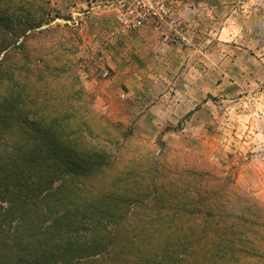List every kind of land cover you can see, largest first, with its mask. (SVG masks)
<instances>
[{
  "label": "trees",
  "instance_id": "obj_1",
  "mask_svg": "<svg viewBox=\"0 0 264 264\" xmlns=\"http://www.w3.org/2000/svg\"><path fill=\"white\" fill-rule=\"evenodd\" d=\"M59 19L0 0V264H264V202L97 112Z\"/></svg>",
  "mask_w": 264,
  "mask_h": 264
},
{
  "label": "rangeland",
  "instance_id": "obj_2",
  "mask_svg": "<svg viewBox=\"0 0 264 264\" xmlns=\"http://www.w3.org/2000/svg\"><path fill=\"white\" fill-rule=\"evenodd\" d=\"M50 1L53 15L71 20L53 24L73 26L82 39L80 74L96 95L97 112L132 127L152 146L161 138L174 149L208 157L233 171L237 183L264 202V0H217L201 27L191 28L184 19L187 44L178 47L165 36L159 39L171 53L163 61L169 58L173 64L164 78L166 68L149 70L151 61L143 62L132 35L136 31L124 33L133 37L129 41L109 38L116 32L106 21L116 17L112 0L94 6L91 0ZM119 46L113 57L109 51ZM183 51L188 55L179 54ZM185 60L193 62L194 70L179 65ZM103 68L110 72L107 79ZM96 88L102 92L99 98ZM151 108L156 114L142 117Z\"/></svg>",
  "mask_w": 264,
  "mask_h": 264
},
{
  "label": "built area",
  "instance_id": "obj_3",
  "mask_svg": "<svg viewBox=\"0 0 264 264\" xmlns=\"http://www.w3.org/2000/svg\"><path fill=\"white\" fill-rule=\"evenodd\" d=\"M99 0H91L94 6ZM189 0H112L115 7L116 20L122 33L137 31L148 26L159 30L168 28L171 32L169 39L174 45L181 47L187 44L185 21L181 15ZM94 9V8H92ZM108 69L103 68L102 77L107 79Z\"/></svg>",
  "mask_w": 264,
  "mask_h": 264
},
{
  "label": "crops",
  "instance_id": "obj_4",
  "mask_svg": "<svg viewBox=\"0 0 264 264\" xmlns=\"http://www.w3.org/2000/svg\"><path fill=\"white\" fill-rule=\"evenodd\" d=\"M215 1H217V0H189L187 5L183 8L181 15H182L183 19L190 21L191 28L194 26L201 27L200 23H202L201 21H202L204 15L206 16V14H209V12L212 10L211 6L213 5V2H215ZM218 1H220V0H218ZM196 13H198L197 17H195ZM98 18H99V20H100V18L102 19V14H99ZM107 19L108 20H106V18H105V20L108 21L107 28L109 26L112 31L114 29L116 30V32H112L113 35H114V33L115 34L117 33V35H115L113 38H112L113 35H111L109 37L110 39L118 40V39H121V37L124 39L126 38V40H128V41L130 39H133V37L125 35L124 33L121 32L119 24H118L115 16H113V17L109 16ZM168 31H169L168 28H165V29L160 31L155 26H148V27H145L143 29H139L136 31V33L132 34L138 42V46H136V48H140L141 51L144 53V59H142L143 62L151 61V63H149V65H148V69L149 70L154 69L157 66L159 67V69H160V66L163 67V69L166 68V71L162 72V74H161V75H163L162 76L163 78L165 76H170V71H172L171 66L173 65L171 60H169V58L166 59L165 62L163 61L162 57H165V53L168 54V56H170L171 53H170V51H167V50H169L166 47L167 43H165V41L159 40L160 38L162 39L165 36L164 40L167 41L169 39V36L167 33ZM132 32H135V31H132ZM122 34L124 36H122ZM118 43H119V41H118ZM119 49H121L120 46L116 47L115 51L110 50L109 53L112 52V56L115 57L114 55L116 53H118ZM129 49H131L130 45H129ZM179 54H181V55L187 54L188 55V53H186L185 51H183ZM134 58L137 62H140V59H138L136 56H134ZM113 64H114V66H116V62H114ZM177 64H179V63H177ZM110 65H111V62H110ZM135 65L138 66L139 64H135ZM179 65L185 71L194 70V67H195L193 62H191V61L187 62L186 60L184 63L179 64ZM188 74H192V72H189ZM149 76H150V74H149ZM99 88H96V90H95V91H97V97L98 98H99V96L100 97L102 96V94H101L102 92H100L101 90ZM164 99H166V98L164 97ZM169 108H171V106ZM147 111L148 112H146L145 115H142V117L147 116V115L151 116V114H156V112L152 108L147 110ZM134 117L136 118V116H134Z\"/></svg>",
  "mask_w": 264,
  "mask_h": 264
}]
</instances>
